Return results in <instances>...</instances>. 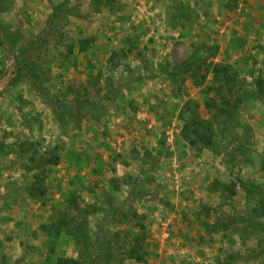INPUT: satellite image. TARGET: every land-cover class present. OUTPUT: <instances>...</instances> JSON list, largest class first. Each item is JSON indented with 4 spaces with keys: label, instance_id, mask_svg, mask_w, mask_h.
I'll list each match as a JSON object with an SVG mask.
<instances>
[{
    "label": "rangeland",
    "instance_id": "374dc122",
    "mask_svg": "<svg viewBox=\"0 0 264 264\" xmlns=\"http://www.w3.org/2000/svg\"><path fill=\"white\" fill-rule=\"evenodd\" d=\"M63 1L0 0V264H53L95 247L96 264H262L243 259L264 251V234L242 241L231 222L236 211L254 217L264 191V103L232 102L235 143L218 137L200 151L180 133L185 118L211 119L225 105L205 106L225 94L214 67L233 66L248 88L264 77V0H68L64 18L54 12ZM18 72L60 100L90 95L96 105L75 123L28 80L15 82ZM108 77L123 88L103 100ZM24 141L59 157L42 198L29 194L41 188L24 168ZM72 190L90 240L51 243L43 225ZM111 207L116 222L103 224ZM135 244L140 259L125 254Z\"/></svg>",
    "mask_w": 264,
    "mask_h": 264
},
{
    "label": "trees",
    "instance_id": "16d2710c",
    "mask_svg": "<svg viewBox=\"0 0 264 264\" xmlns=\"http://www.w3.org/2000/svg\"><path fill=\"white\" fill-rule=\"evenodd\" d=\"M68 0H64L59 6L54 8V12H59L62 14L64 18L68 15L64 9ZM232 10V9H230ZM57 13H52L50 20H54L57 18ZM60 17V15H58ZM92 39L85 38L81 40V50H85L90 46ZM118 65H110L108 71L114 72L117 69ZM213 77L215 80L220 82L222 91L217 98H209L205 101V106L208 111L210 109H214L218 100L224 102V106L221 109H217V113L211 119H203L199 115H192L191 117L185 118L184 123L181 128V137L182 139L190 146L196 147L198 150L202 149H213L219 143L217 138L220 140L223 138H229L228 144L237 142V135L234 131V126L232 123L233 119V104L232 102L241 105L243 103L248 102L249 100H258L264 103V77L262 73H258L251 83H244L241 77L238 74V70L230 65H217L212 69ZM29 74V73H28ZM108 79V85L110 89L105 93L103 100H111L114 99L117 94L122 90V85L119 83H115L113 79L110 77ZM28 80V84L34 89V91L47 103L53 105V112H58L59 109L65 112L71 119L74 120L75 123H80L82 120L83 111L88 110L91 105L95 104V97L90 95L82 96L78 94L75 98L70 100H60L56 98L54 95L47 92L41 84V78L38 75L31 74L27 77L24 74H20L18 72V77L15 79V82H24ZM229 96V97H228ZM56 108L58 110H56ZM224 109H226L224 111ZM224 112L223 116L222 113ZM222 135V136H221ZM39 144L31 141H24L20 144L19 153L24 164V168L28 171H34V179L38 184V188H41L40 194L36 195L35 187H31L29 194L30 196H36L35 198H42L45 195V187H42V176L45 173V169L48 166L54 165L59 157L56 153V149H46L44 152H39ZM158 156H153L152 162L155 164L156 160H158ZM260 170L264 174V149L261 153V162H260ZM222 192H229L233 195L234 189L230 190L229 187L226 186H218ZM75 191H70L64 199L65 207L64 211L57 213L48 225H43L44 232L47 234L49 242L53 243V240L59 239L62 236L70 237L74 240V243L78 245L81 240H90L89 229H88V220L82 214L78 203L76 202ZM222 194V193H221ZM256 198L254 197V217H248L242 211H236L233 215L232 219V231L234 235L240 236L242 241L244 239H252L257 238L260 234H264V191L261 187H257V191L255 192ZM112 206V205H111ZM73 209V211L78 212L80 214V221H78L77 217L69 216L68 211ZM113 207H111L110 212L107 214L105 221L103 224H107L110 221H113L115 224V220L113 218ZM81 212V213H80ZM82 214V215H81ZM141 224V223H140ZM139 224V225H140ZM97 228V227H96ZM140 228H143L141 224ZM98 236L100 235V227H98ZM97 241V239H96ZM138 244H135L129 250L125 252L127 257L140 259V257L136 254V248ZM76 258H65L58 257L53 264H96L97 258L99 256L98 250L95 247L93 251H89L87 248L78 249ZM236 256H239L238 253ZM233 258V257H232ZM231 257L224 262L223 264H232L233 259ZM264 264V251L261 249L250 253L246 259H243L244 263L251 262L254 260H260ZM239 261L241 258L238 259ZM221 264V263H219Z\"/></svg>",
    "mask_w": 264,
    "mask_h": 264
},
{
    "label": "water",
    "instance_id": "95a60500",
    "mask_svg": "<svg viewBox=\"0 0 264 264\" xmlns=\"http://www.w3.org/2000/svg\"><path fill=\"white\" fill-rule=\"evenodd\" d=\"M2 40H3V38H2ZM4 50H5V44H4ZM6 51V50H5ZM8 77H9V75H7L6 77H5V80H7L8 79ZM0 84H5V81H1V83Z\"/></svg>",
    "mask_w": 264,
    "mask_h": 264
}]
</instances>
